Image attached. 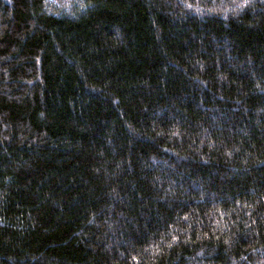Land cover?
<instances>
[{
  "label": "trees",
  "instance_id": "1",
  "mask_svg": "<svg viewBox=\"0 0 264 264\" xmlns=\"http://www.w3.org/2000/svg\"><path fill=\"white\" fill-rule=\"evenodd\" d=\"M0 264H264V0H0Z\"/></svg>",
  "mask_w": 264,
  "mask_h": 264
}]
</instances>
